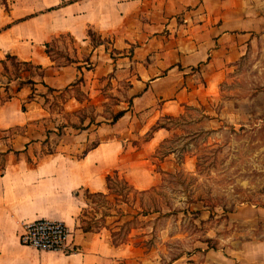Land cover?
<instances>
[{
	"label": "crops",
	"instance_id": "crops-1",
	"mask_svg": "<svg viewBox=\"0 0 264 264\" xmlns=\"http://www.w3.org/2000/svg\"><path fill=\"white\" fill-rule=\"evenodd\" d=\"M89 29L111 35L109 55L114 64L126 65L123 77L129 84L120 92L128 93V99L116 97L124 114L115 121L66 117L87 101L98 103L91 91L98 70L90 74L93 69L84 63L102 57L105 41L93 43ZM263 35L264 0L0 2V264H117L131 259L136 246L130 241L115 243L104 230L78 226L80 191L106 192V178L116 170L135 188H149L155 175L144 162L168 131L158 126L162 116L178 114L185 102L211 89L227 64ZM64 37L75 43L73 49L92 45L88 58L70 52L73 60H61L54 50ZM11 58L41 66L34 65L38 70L27 80L25 75L12 77ZM109 65L99 64L103 69ZM110 83L96 89L105 104L113 92ZM63 91L62 110L54 112L51 103ZM148 133L140 145H132V137ZM132 150L136 163L127 156ZM259 209L248 211L262 217ZM40 217L70 225L79 250L64 253L23 244V224Z\"/></svg>",
	"mask_w": 264,
	"mask_h": 264
},
{
	"label": "rangeland",
	"instance_id": "rangeland-1",
	"mask_svg": "<svg viewBox=\"0 0 264 264\" xmlns=\"http://www.w3.org/2000/svg\"><path fill=\"white\" fill-rule=\"evenodd\" d=\"M90 36L95 44L105 41L99 49L102 57L84 63L93 69L90 74L98 70L91 84L98 103L87 101L79 112L66 114L68 120H111L121 107L117 98L128 99V93L120 92L129 84L123 77L126 65L114 64L109 55L112 36L95 31ZM74 47L64 37L54 53L63 61L71 58L70 52L84 60L92 49L85 44ZM104 61L110 63L105 67L109 71L100 77ZM11 62L12 77L25 75L27 80L38 70L16 58ZM223 73L178 114L160 119L168 131L144 162L155 175L149 188L137 189L122 173H113L112 187L104 194L80 191L78 224L91 223L114 242L126 238L136 246L131 259L121 258L117 264H264V35ZM108 82L113 92L105 104L96 89ZM81 85L79 81L77 89ZM59 96L51 103L54 112L62 110L66 91ZM148 136L132 137V145ZM127 154L136 163L133 150ZM257 207L262 217L248 211ZM251 255L257 260H250Z\"/></svg>",
	"mask_w": 264,
	"mask_h": 264
},
{
	"label": "built area",
	"instance_id": "built-area-1",
	"mask_svg": "<svg viewBox=\"0 0 264 264\" xmlns=\"http://www.w3.org/2000/svg\"><path fill=\"white\" fill-rule=\"evenodd\" d=\"M74 230L64 220L40 217L23 224L20 241L42 250H57L64 253L78 251L73 244Z\"/></svg>",
	"mask_w": 264,
	"mask_h": 264
},
{
	"label": "trees",
	"instance_id": "trees-1",
	"mask_svg": "<svg viewBox=\"0 0 264 264\" xmlns=\"http://www.w3.org/2000/svg\"><path fill=\"white\" fill-rule=\"evenodd\" d=\"M88 33H89V35H92V33H93V31L91 30V29H89L88 30ZM48 52L53 56V54H52V51H51V46H50V44L48 43ZM8 57H12L11 55H8ZM69 60H73V59H71V58H68ZM22 62H24L25 64H30V65H32V66H34V65H36V64H33L32 62H30V61H22ZM41 65H39V64H37L36 65V67H40ZM77 82H79V81H76V82H74V84H76ZM66 88H68V87H66ZM51 89H53V88H51ZM124 114V110L123 109H121V110H119V111H117L114 115H113V117H112V120H117L120 116H122ZM93 119V118H92ZM158 126H166V124H164V123H161V122H159V124H158ZM115 174L117 175V174H119V172L116 170L115 171ZM113 176L114 175H112V174H108V176H107V186H108V189H111V180H112V178H113ZM126 182H129V180L128 179H126ZM130 183V182H129ZM132 185V184H131ZM88 192H90V193H95V194H104L105 192L104 191H97V192H91V191H89V190H87ZM147 213V212H146ZM79 227H81L83 230H93V226H92V224L91 223H87L86 225H84V224H82V225H78ZM122 242H127V239L125 238V239H122L121 241H119V242H115V243H122Z\"/></svg>",
	"mask_w": 264,
	"mask_h": 264
}]
</instances>
